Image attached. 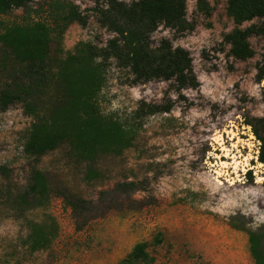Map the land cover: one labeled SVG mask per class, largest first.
Masks as SVG:
<instances>
[{
    "label": "rangeland",
    "instance_id": "obj_1",
    "mask_svg": "<svg viewBox=\"0 0 264 264\" xmlns=\"http://www.w3.org/2000/svg\"><path fill=\"white\" fill-rule=\"evenodd\" d=\"M66 1L79 8L85 24L73 22L53 36L48 60L53 71L79 45L100 49L113 36L94 11L103 0ZM207 1L209 18L193 1L187 3L192 32L175 36L160 27L152 37L190 53L195 90L178 93L173 82L163 81L131 85L126 70L105 64L97 103L101 116L129 123L140 102L172 104L169 113L144 119L121 152L99 151L82 160L63 143L39 158L25 155L29 129L55 104L54 82L36 94L35 114L21 102L4 110L0 105V264H119L142 242L152 264H254L248 232L264 226V164L247 121L264 118V80L257 81L264 38H250L252 58L233 60L224 43L234 28L227 0ZM28 7L27 16L14 9L0 22L48 20L44 0ZM19 70L0 48V91ZM35 170L44 175L49 197L19 203ZM35 224L54 236L33 252L27 236Z\"/></svg>",
    "mask_w": 264,
    "mask_h": 264
},
{
    "label": "trees",
    "instance_id": "obj_2",
    "mask_svg": "<svg viewBox=\"0 0 264 264\" xmlns=\"http://www.w3.org/2000/svg\"><path fill=\"white\" fill-rule=\"evenodd\" d=\"M32 1L0 0V16L14 9H21L27 16ZM44 1L49 22L26 19L10 26L0 22V48L20 66L18 76L0 91L2 109L21 102L27 111L34 112L32 103L36 94L51 82L58 88L50 115L37 119L27 133L24 153L28 157L39 158L63 143L82 160H92L99 151L119 153L131 145L144 119L171 111L170 102L161 105L140 102L129 123L101 116L98 96L105 81L104 67L109 61L114 62L117 69L128 72L131 85L173 82L178 93L198 87L190 53L173 46L166 38L154 41L152 37L160 27L175 36L192 32L195 26L188 20L187 3L193 1L197 12L209 18L212 8L207 0H137L128 4L103 0V5L96 2L94 11L98 22L113 36L100 49L79 45L74 55L59 61L55 71L48 66L53 36L62 35L73 22L84 25L85 20L79 8L66 0ZM226 13L234 25L224 36L229 57L246 61L253 56L250 38H264V23L245 28L243 24L264 19V0H227ZM263 80L264 57L257 70V81ZM247 125L260 141L258 159L264 164V118H250ZM250 174L247 172L248 176ZM49 193L44 175L35 170L17 200L19 203L40 202L47 199ZM53 236L35 224L27 236L28 247L33 252L43 249ZM248 241L254 264H264V226L249 231ZM146 248L147 243H137L119 264H152Z\"/></svg>",
    "mask_w": 264,
    "mask_h": 264
}]
</instances>
